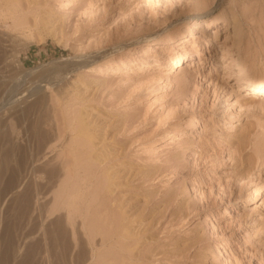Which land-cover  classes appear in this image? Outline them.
Masks as SVG:
<instances>
[{"label":"rangeland","instance_id":"rangeland-1","mask_svg":"<svg viewBox=\"0 0 264 264\" xmlns=\"http://www.w3.org/2000/svg\"><path fill=\"white\" fill-rule=\"evenodd\" d=\"M197 19L217 25L168 68L178 50L165 42ZM241 77H264V0H0V117L23 143L8 111L40 99L51 138L29 169L56 164L52 187L81 190L85 217L76 233L64 224L69 254L80 235L82 264H264V188L251 198L264 182V91ZM30 176L6 193L0 219ZM53 192L39 199L45 210ZM45 210L42 226L54 216ZM90 221L102 230L92 240Z\"/></svg>","mask_w":264,"mask_h":264},{"label":"bare ground","instance_id":"bare-ground-1","mask_svg":"<svg viewBox=\"0 0 264 264\" xmlns=\"http://www.w3.org/2000/svg\"><path fill=\"white\" fill-rule=\"evenodd\" d=\"M210 25L214 27L217 24L214 22L209 23L207 20L197 19L194 20L192 25H190L184 31V34L181 38L171 42H169L170 39H167V42L165 43L169 44V47L172 46L173 49L176 48L178 50L177 57H175L172 60L168 68H174L175 71L178 68V66L182 64L183 60L185 59L187 60L189 56H192L190 54L192 53L199 54L200 51L199 48L195 47L191 51H186L185 47L190 42H192L194 46H205L201 42L196 41L195 40L196 38H194V36L198 32L202 33L204 29H207ZM213 39L214 37L207 39L206 42L209 41L208 44H211L212 43L211 40ZM156 45L157 42H154L152 44H147L145 46L143 45L139 48V51L142 53L152 51L154 48H156L155 47ZM177 62L180 63L178 65L177 64H173V66L171 65L172 63H177ZM121 64L123 63H117L115 64V66H120ZM124 66L127 68L132 67L131 64H127V63H125ZM237 80L238 82H240L241 85L248 87L249 89H252L254 91H261V90L264 91V77L258 80L241 77L238 78ZM1 89H2V85L0 84V93H1ZM30 95H33V93H30L29 96ZM26 104L27 105L24 107H18V108L12 107V109L8 111V115H7V116H11L13 120L11 127L14 130L20 129L19 131L20 138L21 141H23V143L20 142V139L16 140V138L12 137L11 133L8 132V129L6 130L7 128L6 127L7 124H5L6 118L2 117L3 116L2 113L0 117V202L2 201L6 193L8 192L10 193V191L17 188L21 184L22 180L26 177L28 170H30V174H31L30 178H28L24 182L20 191L16 192L15 195L8 200L6 206L4 207L5 209H2L4 210V212L2 218L0 219V229H1L0 230V264H10V261L16 256L17 239L20 236L23 239H27L28 242H25L27 244H25L26 246L24 245L25 246L24 250L22 249L23 252L20 255L21 258H19V260L17 259V262L14 264H82L85 261L86 253L82 246V240L80 238V235L78 236L77 234L75 237L77 249L74 250L76 251H73L72 255L69 254L70 247L72 244L68 239L69 238L68 228L65 226L66 224H64V215H65V218H67V220H69L70 222L69 225H71L70 227V229L72 228L71 231L76 233L75 230L76 228L75 229L73 228L74 218L75 216H77V214L78 216L81 217L82 215H84V214L81 215L80 212L77 213L76 200L78 199L81 190L80 191L79 189L72 190L67 184L68 182L67 183L64 182V184L60 182L61 183L60 188L57 190L56 188L52 187L54 181L57 180L56 178L53 181L54 176H56V172L59 170L56 168L55 166L56 164L55 165L53 164L55 167L52 165V163H51L52 166L48 164L46 166L48 167L47 169L45 166H44L45 169H41L43 166H40L41 168L37 166V168L35 167L29 169L30 164L35 160L36 154H38L44 143L47 142L48 138L50 139L51 137H49L50 133L48 135L50 129L48 128L49 130L48 131L42 125V123L48 121V118L46 117V113H45L46 111L45 112L40 111V105L42 104L40 99H37L36 97L35 99H33V102L31 104L30 102ZM77 134L82 138L85 137L86 140H90L86 127L82 122V118L79 120ZM82 144L83 143H81V145ZM86 145H88V143ZM83 146L85 147V145ZM65 175L67 176L68 173H66ZM61 181L63 182L62 179ZM50 186L51 188L55 189L56 193L53 192V194L55 193L54 196L52 195L53 202L52 201L50 202L51 205L48 203L50 206L47 204V206L49 207H46L47 210H45L44 207L45 203L44 201L41 202L42 200L40 199V197H42L43 194L47 192L48 188L50 190ZM262 188H264V182L255 185L254 187L255 190L253 191L251 197L252 201L256 202L261 199ZM44 210L47 213H51L50 215H52V213L54 214V216L51 219H49L50 221L46 226H42L41 224ZM62 210H64L65 214L61 212ZM93 210L94 209H92V211ZM83 217H85V215ZM102 219L103 217L100 218L101 221ZM111 220L113 222V219ZM71 222L73 225L71 224ZM86 223L89 224L91 223V221ZM95 223L97 222H94V224ZM92 224L91 225L89 224L88 226L90 229L88 230L90 232V235H87V238L89 236V240L94 239L95 238L94 236L102 231L100 228L97 227V225L93 226ZM102 225L103 224H100L99 227L102 228ZM108 225H109L108 229L103 231L112 234L111 235L112 237L115 231L113 233H110L109 229L111 231L112 228L111 222H109ZM86 226L85 228L87 229L88 227ZM86 234H88V232ZM101 234L103 235V233ZM30 240H34L33 243H31ZM101 242L104 243L106 242V240H104V238L101 237Z\"/></svg>","mask_w":264,"mask_h":264}]
</instances>
